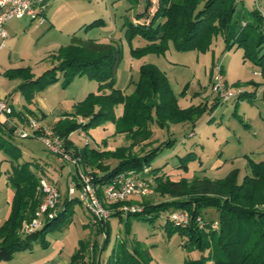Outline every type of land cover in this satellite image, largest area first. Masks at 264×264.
Wrapping results in <instances>:
<instances>
[{
	"label": "rangeland",
	"instance_id": "1",
	"mask_svg": "<svg viewBox=\"0 0 264 264\" xmlns=\"http://www.w3.org/2000/svg\"><path fill=\"white\" fill-rule=\"evenodd\" d=\"M236 3L235 17H248L251 11L263 16L260 28L247 30L250 38L256 41L259 31L264 35V0H236ZM45 6V23H30L26 20L27 17L8 23L7 26L12 29H19L24 23L26 27L20 34H10L5 48L0 50V93L12 86L8 97L14 114H19V117L5 127L15 131L10 145L16 147L20 154L17 164L29 163L39 178V183L57 182L61 190L56 204L57 213L67 196L68 179L76 184V178L80 179L82 175L93 179L95 172L89 167L84 168L81 163L76 168L70 163L60 164L58 158L47 150L39 138L44 136L34 135L30 122H35L37 126L46 128L44 131L51 133L49 129L57 120L54 115L58 112L71 113L74 104L90 93H97L98 82L87 76H76L64 87L63 76L58 73L57 79L46 89L36 91L32 102L28 103L21 94L13 92L20 83L9 79L6 73L12 69L29 68L32 77L40 76L54 66L50 56L70 43L72 33L82 40L113 42L121 48L122 58L116 74L115 88L124 95H130L134 91L139 78V67L146 63L156 66L165 74L181 109L204 108V113L194 125H172L168 130L150 125L152 138L138 144L130 153L140 157L170 140V145L164 146L152 162L151 169H158L160 174L164 173L172 181L193 177L220 180L235 169L238 171V181L241 182L250 174L248 160L255 163L264 160V76L252 54L247 52L244 57L243 47L224 51L222 37L218 35L212 39L209 49L204 53L179 52L168 42L164 54H148L141 59H132L131 48L143 47L146 41L139 35L133 36L130 42L125 38L123 25L133 22L135 13V8L128 0H45ZM99 19L103 21V25L88 27ZM241 23L244 26L245 21ZM215 65L221 66L229 92H255L251 99L232 98L228 102H222L211 90V79L216 74ZM121 113L122 106H118L115 114L119 116ZM10 115L6 121L15 117L13 115L9 118ZM25 115L28 117L25 118L28 125L21 123L22 119L25 121ZM20 132L26 133L27 137L19 138ZM69 140L80 149L88 145L100 152L115 151L117 147L128 145L123 134L114 135V126L110 122L92 127L82 135L74 132L70 134ZM11 158L10 154L0 150V214L8 206L7 186L2 175L8 164L3 160L7 159L10 166L11 163L16 164ZM115 163V160H107L103 164L113 167ZM39 187L40 184L37 188L40 193ZM153 189L154 184L151 182L150 193L141 197L142 202L156 205L167 200V197L159 196ZM128 201L136 202L138 199L130 197ZM102 206L107 216L102 221H96L95 225L88 209L81 202L74 204L71 222L61 230H52L46 235L49 242L47 248L33 244L30 250L16 253L11 260L12 264H39L53 254L56 247H60L57 251L59 255L56 256L60 264H69L71 255L81 248L85 250L84 263L105 264L114 245L123 243L128 251H132L135 242L143 251L148 252V264H184L185 260L200 257L198 250L189 245L186 236L179 233L167 236L164 230L167 213H161L153 221L131 218L130 225L126 226L125 217L111 218L110 215L117 212L122 216L140 213L143 205L122 202ZM131 208L136 211L132 212ZM216 218L214 210H206L199 218L202 222L200 228L206 232L217 229V224L212 222ZM32 219L33 216L21 223L20 236L31 234L28 227ZM67 219L66 216L64 221ZM107 223L110 224L111 234L107 249L102 251L106 238L103 230ZM40 264L53 262L50 260Z\"/></svg>",
	"mask_w": 264,
	"mask_h": 264
},
{
	"label": "trees",
	"instance_id": "2",
	"mask_svg": "<svg viewBox=\"0 0 264 264\" xmlns=\"http://www.w3.org/2000/svg\"><path fill=\"white\" fill-rule=\"evenodd\" d=\"M128 2L135 8V13L134 21L123 25L125 38L130 42L133 36L139 35L146 41L143 47L131 48L132 59H141L148 54H164L168 42L179 52L204 53L209 49L212 39L221 35L224 51L243 47L244 57L247 52L252 54L264 76V35L259 31V36L254 41L247 32L248 29L253 31L260 28L263 16L251 11L248 17H235L236 0ZM242 21H245L244 26ZM95 25H103V21L96 20L88 27ZM50 57L54 66L38 77H32L29 68L8 70L6 74L9 79L20 80L13 92L21 94L31 103L34 93L51 85L58 73L63 76L64 87L76 76L96 80L97 93H90L74 104L73 111L56 121L49 130L62 141L65 151L78 159L84 168L94 170L92 183L100 188L116 175L127 171L142 173L147 169L143 176L151 179L154 192L167 197V200L156 205L142 202V198H137L136 202L126 200L124 202L128 204L143 205L142 212L125 216L117 212L112 213L111 218L125 217L128 226L131 218L153 221L161 213H167L164 224L167 236L174 233L186 236L189 245L200 253L198 259L185 260L184 264H264V160L259 163L248 160L250 174L241 182L238 181V171L235 169L220 180L193 177L172 181L164 173L160 174L158 169H151L152 162L164 146L170 145V140L140 157L131 155L130 151L152 138L151 124L162 130L184 123L194 125L204 113V108L181 109L165 74L156 66L146 63L139 67V78L134 91L130 95H124L115 88L122 50L113 42L82 40L72 35L70 43L60 47ZM262 93L264 102V90ZM254 94L255 92L243 93L237 98L251 99ZM118 106H122V114L116 117L115 109ZM13 115L12 110L9 117ZM106 122L113 124L114 135L125 136L127 146L117 147L115 151L100 152L88 145L80 149L69 140L70 134L74 132L86 133L88 129ZM43 131L39 127L33 133L35 136L42 135ZM14 132L12 128L6 129L0 122V150L10 154L11 160L16 162L11 163L7 177L14 195L9 216L0 226V262L12 260L16 253L30 250L33 244L47 248L49 242L46 235L52 230H61L67 226L71 222L73 205L80 203L77 195L67 194L53 220L44 221L43 226L31 234L19 235L21 223L33 216L41 201V194L37 190L39 178L32 166L29 163L17 164L20 154L16 147L10 145ZM107 160H115L116 163L113 167L104 165ZM74 182L78 189L79 179L76 178ZM206 210L217 213L216 221H212L217 224V229L207 232L197 222ZM177 211L188 214L189 223L186 228L176 227L168 220V215ZM66 216L68 219L64 221ZM103 231L106 238L102 251L108 247L111 234L109 223ZM84 251L81 248L75 252L69 264H86ZM148 262V252L143 251L135 242L132 251H128L123 243L114 245L105 264Z\"/></svg>",
	"mask_w": 264,
	"mask_h": 264
},
{
	"label": "built area",
	"instance_id": "3",
	"mask_svg": "<svg viewBox=\"0 0 264 264\" xmlns=\"http://www.w3.org/2000/svg\"><path fill=\"white\" fill-rule=\"evenodd\" d=\"M29 18L32 21L44 23V0H0V48L3 47V42L8 38L5 25L10 20ZM216 73L211 79V90L222 102H228L232 98H237L240 94L229 92L224 81L222 68L220 65L214 66ZM12 113V108L3 100H0V116L8 117ZM82 121V120H81ZM30 127L33 132L39 129V126L33 121L30 122ZM47 130L39 137L47 150L54 154L60 164H71L74 168L79 167V160L73 158L63 148L62 141L56 137L52 132ZM19 138H26L24 132L18 134ZM144 169L142 173L136 171H127L113 177L109 183L100 188L99 185L92 183V178L81 175L79 179L80 187L75 188L74 184L69 186L67 190L68 196L77 195L79 201L91 213L93 222L102 221L106 218L107 212L103 209V204L122 203L130 197L141 198L150 193L151 179L145 178ZM39 191L41 194V201L34 212L33 219L28 232L33 233L39 230L44 221H51L56 217L57 200L59 198V190L55 182L49 183L41 181ZM100 191V194H99ZM131 211H136L131 208ZM168 220L174 226L179 228H186L189 223V217L186 212L177 211L168 215ZM199 226H202L201 219H197ZM200 222V223H199ZM215 225V224H214ZM215 228V226H213ZM27 232V233H28Z\"/></svg>",
	"mask_w": 264,
	"mask_h": 264
},
{
	"label": "crops",
	"instance_id": "4",
	"mask_svg": "<svg viewBox=\"0 0 264 264\" xmlns=\"http://www.w3.org/2000/svg\"><path fill=\"white\" fill-rule=\"evenodd\" d=\"M47 1V0H46ZM46 6H45V0H44V18H45V20L47 21V16H46ZM23 19V18H22ZM26 19V18H25ZM14 20H21V19H14ZM27 21H29L30 23H33V22H36V21H32V20H30L29 18H27L26 19ZM12 20H10L9 22H11ZM9 22H7L6 23V25H5V29H6V31H7V34H8V38L3 42V47H1L0 48V50H3L4 48H5V45H6V41L9 39V35L10 34H17V33H21V31H23V29H25V27H26V23H24V24H22L21 26H20V28L19 29H12V28H9L7 25H8V23ZM45 23V22H44ZM32 28V27H31ZM31 28H29L30 30H31ZM70 34H69V32H68V34H67V36H69ZM72 35H75V33H72L71 34V36H70V39H71V37H72ZM0 43H1V41H0ZM58 45V44H57ZM20 83V80H17V83ZM17 86V85H16ZM12 89V86L11 87H9V88H7V90L5 91V92H2V93H0V100H3V101H5L6 103H8L10 106H11V108H12V110H13V112L15 113V111H14V108H13V106H12V103H11V99H9V97L8 96H10V94H8L9 93V91ZM19 94V93H18ZM122 114V113H121ZM120 114V115H121ZM64 115L65 114H61V112H58L56 115H54V117L57 119L56 121H58L59 119H62L63 117H64ZM116 115V114H115ZM119 115V116H120ZM14 118H13V120L11 119H9V120H7L6 121V119H8L7 117L6 118H0V122H2L3 123V125L4 126H7V125H10V124H12L11 122L13 121V122H15V118H17L18 119V117L19 116H16V114H14ZM119 116H116V117H119ZM10 118V117H9ZM20 118H22V117H20ZM27 119L28 117L25 115V117H24V119ZM26 119H25V121L22 119V121H21V123L23 124V123H25L24 125H28V120L26 121ZM55 121V122H56ZM39 127H41V126H39ZM43 128V127H42ZM44 129H46V128H44ZM48 129V128H47ZM51 129V128H50ZM79 133V135H82L83 133L82 132H78ZM3 161H5L6 162V164H8V165H6L5 167H7L6 169H4L3 170V172H2V175H3V177H4V179H5V181H6V186H7V188H6V195H7V197H6V201H7V208H6V210L5 211H3L1 214H0V226L2 225V223L8 218V216H9V213H10V205H11V201H12V199H13V195H14V193H13V190H12V188L8 185V183H7V177H8V173L10 172V164L7 162V159H4ZM62 166V165H61ZM1 167V166H0ZM32 170H33V167H32ZM0 173H1V170H0ZM69 180V184H68V186H67V188H69V186H71L72 184H73V182L70 180V178L68 179ZM56 182V181H55ZM72 182V183H71ZM56 185H57V182H56ZM57 188H58V185H57ZM66 188V189H67ZM58 190H59V192L61 191L59 188H58ZM66 191V190H65ZM60 194H61V192H60ZM67 197V196H66ZM60 247H56L55 248V250H54V253L53 254H51V255H49L48 257H46V259H44L42 262L44 263L45 261H50L51 260V262H53V264H60V263H58V261L59 260H57V255H59L58 253H57V251H58V249H59ZM74 254V253H73ZM72 254V255H73ZM71 255V256H72ZM42 262H40V263H42ZM39 263V264H40ZM47 263V262H46ZM49 263V262H48ZM0 264H12V262H11V260L10 261H8V262H0Z\"/></svg>",
	"mask_w": 264,
	"mask_h": 264
}]
</instances>
